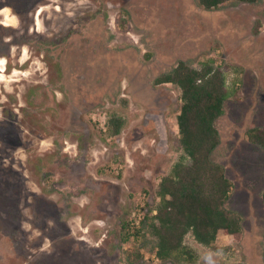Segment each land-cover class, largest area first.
Segmentation results:
<instances>
[{
    "label": "rangeland",
    "instance_id": "1",
    "mask_svg": "<svg viewBox=\"0 0 264 264\" xmlns=\"http://www.w3.org/2000/svg\"><path fill=\"white\" fill-rule=\"evenodd\" d=\"M1 6L0 264L124 263L138 245L120 242L121 221L154 215L159 182L183 156L180 91L155 83L180 61L224 73L212 159L242 230L211 247L187 234L192 258L173 263L154 257L146 232L140 264H264V152L246 137L264 127V0L209 11L196 0ZM112 116L124 126L111 137Z\"/></svg>",
    "mask_w": 264,
    "mask_h": 264
},
{
    "label": "trees",
    "instance_id": "2",
    "mask_svg": "<svg viewBox=\"0 0 264 264\" xmlns=\"http://www.w3.org/2000/svg\"><path fill=\"white\" fill-rule=\"evenodd\" d=\"M258 1L196 0L207 11L230 2L255 4ZM155 83L172 84L180 91L177 128L183 156L159 182V202L154 215L150 217L151 211L144 214L137 226L121 221L120 242L132 240L138 245L125 252L122 264L142 262L141 241L146 232L155 239L154 257L161 263H173L192 258L184 245L187 234L198 244L211 247L219 232L237 240L242 230L239 216L225 208L231 182L223 167L212 159L220 142L215 123L224 113L227 96L223 71L208 65L197 70L179 62L171 71L157 77ZM76 98L71 95L72 100ZM123 126L120 117L112 116L108 119L107 133L117 136ZM246 137L264 152V127L248 130ZM261 200L264 207V187Z\"/></svg>",
    "mask_w": 264,
    "mask_h": 264
},
{
    "label": "flooded vegetation",
    "instance_id": "3",
    "mask_svg": "<svg viewBox=\"0 0 264 264\" xmlns=\"http://www.w3.org/2000/svg\"><path fill=\"white\" fill-rule=\"evenodd\" d=\"M3 7H5V6H3ZM1 8H2V6L0 7V9H1ZM11 10H12V9H11ZM15 14H16V12H15ZM16 16H17V14H16ZM1 25L6 26V25H4V24H1ZM180 62H182V61H180ZM178 63H179V62H178ZM178 63H177V64H178ZM173 68H174V67H173ZM173 68H172V69H173ZM172 69H171V70H172ZM171 70H170V71H171ZM158 85H160V84H158Z\"/></svg>",
    "mask_w": 264,
    "mask_h": 264
}]
</instances>
